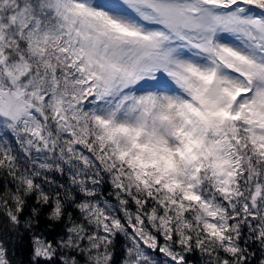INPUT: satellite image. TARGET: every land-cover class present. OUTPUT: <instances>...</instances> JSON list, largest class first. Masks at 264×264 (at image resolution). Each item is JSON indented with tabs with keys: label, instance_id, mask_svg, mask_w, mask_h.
I'll return each instance as SVG.
<instances>
[{
	"label": "snow or ice",
	"instance_id": "1",
	"mask_svg": "<svg viewBox=\"0 0 264 264\" xmlns=\"http://www.w3.org/2000/svg\"><path fill=\"white\" fill-rule=\"evenodd\" d=\"M0 264H264V0H0Z\"/></svg>",
	"mask_w": 264,
	"mask_h": 264
}]
</instances>
